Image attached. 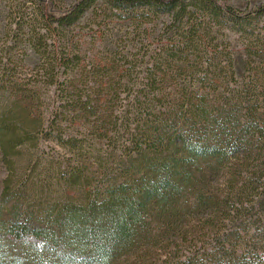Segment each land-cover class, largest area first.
I'll use <instances>...</instances> for the list:
<instances>
[{
  "label": "trees",
  "instance_id": "trees-1",
  "mask_svg": "<svg viewBox=\"0 0 264 264\" xmlns=\"http://www.w3.org/2000/svg\"><path fill=\"white\" fill-rule=\"evenodd\" d=\"M0 1V264H264V3Z\"/></svg>",
  "mask_w": 264,
  "mask_h": 264
},
{
  "label": "rangeland",
  "instance_id": "rangeland-1",
  "mask_svg": "<svg viewBox=\"0 0 264 264\" xmlns=\"http://www.w3.org/2000/svg\"><path fill=\"white\" fill-rule=\"evenodd\" d=\"M54 5L59 8V7H67L69 6L70 3H72L74 0H52ZM228 4L232 5L233 7L237 9H250L253 6L259 5L264 3V0H225ZM1 2V1H0ZM264 22V18L262 19ZM86 19L82 20L80 22V25L85 24ZM1 25L6 24V19L1 18ZM232 41V51H233V64H234V70H235V75L237 77H240L242 74V65L245 61V56L242 50V47L240 46L239 43L236 42V39L234 37L231 38ZM3 174V169L0 166V179Z\"/></svg>",
  "mask_w": 264,
  "mask_h": 264
}]
</instances>
